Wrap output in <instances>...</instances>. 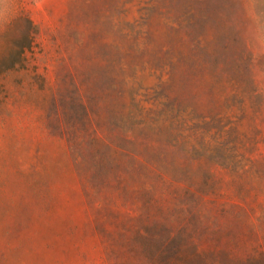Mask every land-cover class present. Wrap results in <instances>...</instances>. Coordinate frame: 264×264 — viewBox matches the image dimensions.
<instances>
[{"label": "rangeland", "instance_id": "1", "mask_svg": "<svg viewBox=\"0 0 264 264\" xmlns=\"http://www.w3.org/2000/svg\"><path fill=\"white\" fill-rule=\"evenodd\" d=\"M0 264H264V0H0Z\"/></svg>", "mask_w": 264, "mask_h": 264}, {"label": "trees", "instance_id": "2", "mask_svg": "<svg viewBox=\"0 0 264 264\" xmlns=\"http://www.w3.org/2000/svg\"><path fill=\"white\" fill-rule=\"evenodd\" d=\"M33 32H34V33L36 32V29H35V27H34V29H33Z\"/></svg>", "mask_w": 264, "mask_h": 264}]
</instances>
